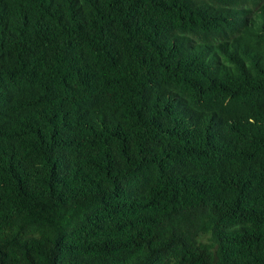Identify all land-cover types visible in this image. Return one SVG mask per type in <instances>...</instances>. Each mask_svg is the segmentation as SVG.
<instances>
[{"label": "trees", "instance_id": "1", "mask_svg": "<svg viewBox=\"0 0 264 264\" xmlns=\"http://www.w3.org/2000/svg\"><path fill=\"white\" fill-rule=\"evenodd\" d=\"M0 264H264V0H0Z\"/></svg>", "mask_w": 264, "mask_h": 264}]
</instances>
